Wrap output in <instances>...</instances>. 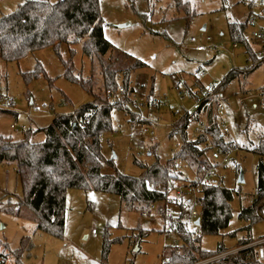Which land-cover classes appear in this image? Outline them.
<instances>
[{
  "label": "rangeland",
  "instance_id": "374dc122",
  "mask_svg": "<svg viewBox=\"0 0 264 264\" xmlns=\"http://www.w3.org/2000/svg\"><path fill=\"white\" fill-rule=\"evenodd\" d=\"M26 1L33 0H0V17ZM263 10L260 0H100L105 37L117 48L147 63L146 68L134 71L131 76L140 106H130L129 112L114 108L113 131L102 136L103 153L107 159L113 158L115 167L105 166L104 171L117 170L139 177L142 169L136 160L150 165L158 157L166 162L181 149V136L171 135L172 124L179 116L170 107L189 108L193 99H180L178 90L195 88L197 70L206 72L202 78L204 84L220 85L231 70L252 67L246 47L237 43L233 48L228 23L246 22L254 15L264 24L259 18ZM250 30H246L245 37L256 53L262 43L253 39ZM193 36L199 43L211 37L217 48L196 51L189 41ZM69 66L74 77L80 75L86 80L91 75V60L83 53L81 41L63 44L58 50H36L18 61L6 62L0 56L3 107L0 135L21 141L26 129L46 127L56 115L72 113L92 101L80 82L65 77ZM37 70V76L30 78ZM94 80L97 86L101 85L98 72ZM222 91L228 104V122L233 128V132L224 134V140H235L239 145L237 151L231 152L233 161L219 164L216 171L225 186L238 194L231 202L232 219L228 228L221 235H202L201 248L208 252H215L220 243L235 250L239 240L248 235L247 222L239 218V212L241 207L250 206L256 195L258 157L252 148L264 138V61L246 76L224 83ZM150 92V100L161 101L158 107L146 104ZM10 102L14 106L5 107ZM44 103L53 107L52 115L32 112L33 106ZM139 117L161 122L156 140L141 134L145 123L136 122ZM195 125L192 122L188 128L189 139L194 138ZM44 138L43 132L34 136L35 140ZM153 145L155 152L150 155ZM237 165L243 170L242 183L237 180ZM182 173L184 179L196 177L186 168H182ZM22 197L16 164L0 162V259L5 264H167L165 258L175 249L162 232L170 225L158 204L143 216L141 211L121 208L120 197L115 193L71 188L67 192L65 231L62 237H55L38 230L35 220L27 215L8 210L16 208ZM192 207L187 206L185 220L188 229L195 232L190 219ZM168 209L172 217L180 213L175 205ZM93 229L97 237L93 236ZM251 236L264 237V219L252 226ZM173 238L181 246L178 234L174 232ZM105 244L109 245L106 258Z\"/></svg>",
  "mask_w": 264,
  "mask_h": 264
},
{
  "label": "trees",
  "instance_id": "16d2710c",
  "mask_svg": "<svg viewBox=\"0 0 264 264\" xmlns=\"http://www.w3.org/2000/svg\"><path fill=\"white\" fill-rule=\"evenodd\" d=\"M260 1L264 4V0ZM248 28V20L228 23L233 42L246 47L253 64L247 69L231 70L224 82L218 85L221 92L224 83L246 76L264 61V56L255 55L245 37ZM80 41L83 53L91 60V75L86 81L82 77H74L72 66H69L65 77L80 82L92 96V101L72 113L56 115L46 127L26 129L21 141L0 135V162L16 164V173L23 188V197L16 208L8 210L35 220L38 230L62 237L66 226L69 189L110 192L120 197L121 208L126 210L141 211L143 214L152 204L161 206V213L169 222V227L175 228L182 243L180 249H172L165 258L168 259L167 264H193L227 252L229 249L221 243L215 252L203 250L201 238L202 235H221L228 228L232 219L231 202L237 191L226 187L220 177L216 183L201 186V233L196 235L188 229L185 220L187 201L172 198L164 190L184 180L182 168L196 175L195 183L200 181L206 169L216 170L218 164L210 160V149L204 145L209 138L223 152L232 148L238 150L237 141L224 140L214 112L209 116L206 134L196 138L189 139L187 131L192 122L200 120L199 110L186 112L172 124L171 135L179 134L182 146L166 162L159 161L158 157L150 165L136 160L142 169L139 177L117 170L107 173L104 171L105 166L115 167L113 158L107 159L103 153L102 136L113 131L111 116L114 108L129 112L130 106H140L131 76L134 71L146 68L147 63L117 48L105 37L100 0L26 1L15 11L0 17V56L6 62L18 61L36 50H58L63 44L72 45ZM38 72L34 71L29 77L37 76ZM97 72L102 78L99 86L94 80ZM195 82L200 89L207 85L202 80ZM121 86L123 91L119 90ZM109 90L112 95L108 93ZM151 94L146 98L148 106H151ZM2 111L3 107L0 106V113ZM137 121L147 122L141 117L136 118ZM38 132H43L45 138L35 140L34 136ZM151 149L150 155L155 152V145ZM252 151L258 157L256 195L252 204L241 207L239 212V218L247 222L248 235L239 240L236 248L240 249L237 252L216 260L219 264H264V251H261L264 243L244 247L264 238L254 239L251 236L252 226L264 219V138L259 139ZM236 170L239 175L240 165H237ZM170 205L179 207V215L170 216ZM108 251L109 245L105 244L104 258ZM0 264H5L3 259H0Z\"/></svg>",
  "mask_w": 264,
  "mask_h": 264
},
{
  "label": "built area",
  "instance_id": "2783aa9c",
  "mask_svg": "<svg viewBox=\"0 0 264 264\" xmlns=\"http://www.w3.org/2000/svg\"><path fill=\"white\" fill-rule=\"evenodd\" d=\"M260 19H263L264 21V10L263 14L259 16ZM248 23L250 26V33L253 37L254 40L259 41L262 43V48L259 52H256L255 55L257 57L264 56V24H261L258 19L253 15L249 17ZM192 44L195 45V50L196 51H204L206 49H216L217 46L212 43V38L211 37H206L205 38V43H199L198 38L196 37H191L189 40ZM237 47V43H233V48ZM249 61L253 63V58L250 56ZM206 75V72L204 70H197L194 73V79L195 80H202ZM79 78H81L80 75H78ZM88 80V78L86 79ZM85 80V81H86ZM120 91H123V87L121 86L119 88ZM108 93L112 95L113 93L109 90ZM177 96L180 99H184L185 97H191L193 99V104L191 107L186 108H172L170 109L173 111L174 115H177L182 117L186 112L190 113L193 110H199L200 112V120L196 122L195 128H194V137H198L201 134H206V129L209 126V116L211 112H214L213 114L216 115L218 119V123L220 126V131L222 136L224 134H228L233 132L232 125L229 121V112H228V104L225 99V96L223 92H221L218 89V85L210 82L206 85L205 88L200 89L198 85H195L194 89H180L177 92ZM161 104V101L152 99L151 100V105L158 107ZM167 105V104H165ZM0 106L2 107V104L0 103ZM14 106V102H10L8 105H5V107L12 108ZM53 107L49 106L48 104L44 103L40 106H33L32 107V112L34 113H44V114H49L52 115ZM88 122V121H86ZM12 128H15L14 125H11ZM162 126L161 122L156 121H147L141 130V134L149 138L150 140H156L157 139V130L160 129ZM24 129V128H23ZM207 148H209V158L211 161H213L216 164H226L232 161V156L231 152L235 150V148H232L228 152H223L220 148H217L214 146L213 141L209 138L207 142L204 144ZM137 149V147H136ZM138 156L140 155V152L137 154ZM178 166V165H177ZM219 175L217 171L214 168H209L206 169L204 174L201 176L199 182H194V180H190L189 178H185L183 181L177 182L174 185L169 186L168 188L164 189L169 195H171L172 192H174L175 196H172V198L178 199L180 201H187L188 205H192L193 207L190 209V219L193 221L194 226L196 227L195 234L199 235L201 233V226L196 225L195 221L196 219H200L199 217V207L201 203V191L200 188L201 186L207 185V184H213L218 181ZM156 204L150 205V207L143 213V216H147L150 213V210L155 207ZM198 207V209H196ZM174 212H172L173 214ZM171 216V215H170ZM172 217V216H171ZM176 233V230L174 228H167L163 234L166 239H170V241L173 243L175 246V249H180V246L177 244V240L173 238V233ZM92 234L94 237H97V231L96 229L92 230ZM264 243V238L259 239L255 242H252L250 244H247L244 247H251V246H256L259 244ZM240 248H237L235 250H229L227 252L221 253L219 255L206 258L200 261H197L193 264H205L207 262L211 261H216L219 260L229 254L235 253L239 250ZM261 251H263L261 249ZM166 262L168 259H165Z\"/></svg>",
  "mask_w": 264,
  "mask_h": 264
},
{
  "label": "water",
  "instance_id": "95a60500",
  "mask_svg": "<svg viewBox=\"0 0 264 264\" xmlns=\"http://www.w3.org/2000/svg\"><path fill=\"white\" fill-rule=\"evenodd\" d=\"M128 24H121L120 26H127ZM204 29V28H203ZM238 182L239 183H242V182H244V175H243V170L241 169L240 170V173H239V175H238ZM195 224L196 225H199L200 224V219L198 218V219H196V221H195Z\"/></svg>",
  "mask_w": 264,
  "mask_h": 264
},
{
  "label": "crops",
  "instance_id": "0c3cea01",
  "mask_svg": "<svg viewBox=\"0 0 264 264\" xmlns=\"http://www.w3.org/2000/svg\"><path fill=\"white\" fill-rule=\"evenodd\" d=\"M263 251H264V248H263Z\"/></svg>",
  "mask_w": 264,
  "mask_h": 264
}]
</instances>
